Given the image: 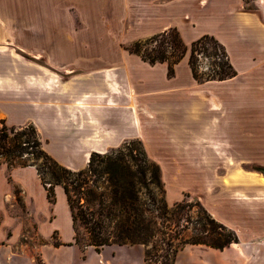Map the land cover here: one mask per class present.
I'll list each match as a JSON object with an SVG mask.
<instances>
[{
	"label": "crops",
	"instance_id": "crops-1",
	"mask_svg": "<svg viewBox=\"0 0 264 264\" xmlns=\"http://www.w3.org/2000/svg\"><path fill=\"white\" fill-rule=\"evenodd\" d=\"M58 3L65 9H74L90 29L106 15H127L149 24L191 32L194 36L192 42L205 35L213 36L225 47L236 76L198 84L192 78L190 69L183 76L174 74L168 77L166 64V67L164 64L147 65L129 53L119 58L102 53L103 56H99L101 60L113 64L115 68L89 73L91 77H97L95 81L88 80L89 74L72 75L54 92L49 86H41L40 71H34L33 66L31 73L23 71V63L19 61L21 70L18 65L9 66L7 47L3 43L7 42L8 32L54 30L55 25L46 23L40 26L20 21L23 8L39 6L36 0H0V113L8 120L15 119L21 125L26 121L20 120L19 116L28 108L50 110L54 123L60 126L56 145L60 152H48L65 167L78 171L87 164L92 153H107L127 140L139 137L133 129L142 118L145 122L153 118L148 108L142 105L145 79L141 78V74L159 72L167 86L173 85L167 94L198 90L195 95L185 96L184 103L176 108L179 117L175 112L162 116L165 124L161 123L160 135L153 134L163 136L156 140L158 153L153 151L150 140L140 137L149 157L160 167L167 200L177 203L182 199V192L189 189L193 175L198 171L191 160L208 156L227 160L243 157L241 153L234 155L233 152L247 148L248 126L256 124L259 115L264 116L263 0H256L253 9H245L243 0H59ZM13 14L16 21L12 17L4 19ZM203 23H207L209 29ZM2 48L4 54L1 53ZM135 75L138 79L132 77ZM25 79L28 82L23 86ZM202 142L207 143L209 155L192 152V144ZM232 173L231 170L227 174ZM234 173L245 172L239 169ZM13 185L20 189L22 203L28 213H37L31 215L34 233L43 239H49L56 233L60 245L53 246L54 251L76 249L72 245L75 233L63 189L55 187L56 201L52 204L34 167L9 169L5 164L0 165V247L11 246L24 231L23 224L9 215V207L13 206L15 199ZM175 186L178 187V197L172 199L171 190ZM35 189L45 197L46 216H42L37 205H33ZM59 197L64 203L69 229L66 239L60 237L61 231L57 227L60 221L57 216ZM207 203L211 216L234 231L238 242L223 250L205 245H187L177 253L174 264H264V218L260 211L255 213L252 210L251 201L240 194L238 198L224 200L223 203L221 199L213 204ZM32 205L34 209L31 210ZM46 224L47 230L44 229ZM107 248L113 249L107 264H113V259L122 260L123 264L128 261L144 264L142 254L128 259L120 256L123 251L138 249L136 246ZM102 255L101 251L98 256ZM43 263L49 264L44 259Z\"/></svg>",
	"mask_w": 264,
	"mask_h": 264
},
{
	"label": "rangeland",
	"instance_id": "rangeland-1",
	"mask_svg": "<svg viewBox=\"0 0 264 264\" xmlns=\"http://www.w3.org/2000/svg\"><path fill=\"white\" fill-rule=\"evenodd\" d=\"M36 1L39 3V6L34 8L32 6L23 8L20 21L34 22L38 23V25L40 24V26L50 23L55 25V29L8 32L9 36H7V42L3 43V46L7 47L9 66H17V61L22 62L24 69L20 68V63L18 69H22L26 73H31L33 66L35 68L34 71H40L41 86H49V89L54 92L58 91L60 85L72 75H88L91 72L101 69H111L110 67H113V64L103 62L101 57H99L103 56L102 53H106L105 55L109 56H118V58L119 56L127 55L128 52L125 50L126 46L137 40H144L155 34L161 33L168 27L167 25L149 24V22L143 19H134L127 15H106L99 23L95 24L93 28L90 29L87 28L84 23L85 20L81 19L83 18L81 15L76 14L74 9H65L60 6L61 4L59 5L58 3L59 0ZM255 1L256 0H243L244 8L253 9ZM32 12H35V14H32ZM9 17H12L11 19H13V21L17 20L14 14L8 17L5 16L4 19H8ZM202 25H206L209 29L207 23H203ZM193 27H195V25H193ZM178 31L183 42L190 45L194 39L193 33H185L183 30ZM1 50V53L4 54V48ZM164 66L166 67L165 64ZM187 72H189L187 59L174 67L175 75L183 76ZM90 75L91 74L88 75L89 81H95V79H97L96 76L91 77ZM48 76H50V79H48ZM132 77L138 79V75ZM141 78L145 79L142 89L143 94L141 95L142 105L148 108L153 118L147 122L142 118L143 121L141 120L140 124L138 123L136 128L133 129L139 137L129 139L126 142L139 140L147 158L153 161L149 157L148 151L140 137L150 140L153 144V151H155V154L156 152L158 153L157 150H159V147L156 144V140L161 139L163 136L158 137L153 134H159L161 123L165 124L162 116L167 112H175L176 108L184 103L187 96L197 94L198 90H184V92L167 94V90L172 89L173 85L167 86L162 79L161 73L157 72L152 75L150 73H142ZM27 80L28 79H25V84L22 83L23 86H26ZM150 92L151 94H149ZM177 113L179 112H175V115H177ZM51 114L50 110H44L43 107H36L34 109L28 108L27 111H23L19 116L20 120L26 121L25 123L20 125L18 124L19 121L15 119L8 120L2 113H0V122H5L6 125L15 127L33 125L39 134L43 150L57 163L65 167L63 163L59 162L50 153L53 152L56 154L60 152L56 147L60 126L54 123L55 120L51 118ZM177 117L179 116L177 115ZM249 118L251 117L249 116ZM130 129L132 131V127ZM189 147H191V145ZM207 148L206 142L194 143L192 144L191 150L193 153L195 152L194 154L200 152L202 155H209ZM48 150L50 152H48ZM240 153L243 156L241 159L232 158L231 160H227L208 156V158L201 157L191 160L198 171L193 175L194 178L189 185V189L182 192L181 201L188 195L189 202L199 201L204 209L211 215L207 202L213 204L215 201H220L221 199V203H223L224 200H232V198H238L240 194H242L251 201L254 206L252 210H254L255 213L256 211H260L264 218V184L261 182L262 174L254 171L256 168H264L263 115L258 116L256 124L248 126L247 148L241 152L239 149H237V152H233L234 155ZM62 161L67 162V160ZM86 166L87 164L84 165L82 169ZM239 169H242L245 173H234ZM231 170L233 173L227 174ZM177 190V186L172 188V199L178 197ZM12 191L15 199L12 204L13 206L9 207V215L18 219L19 223L23 224L24 231L11 246L0 247V264H44L43 259L49 264H107V260L113 254V249L107 247L114 248L117 246L103 247L99 252H96L93 247L87 246L89 242L88 234L81 226L77 227L78 244H75L74 241L72 243L76 249L63 248L59 249V251H54L53 246L60 245L58 235L55 233L49 239L38 237L33 231L31 222V215L37 214L36 211L33 213L31 211V215L28 213L26 207L22 203L21 191L17 186L13 185ZM41 194L40 190L38 191L35 189L33 193V205H37L40 214L46 216L48 211L46 212L47 209L45 208V197ZM164 199L168 207L173 206L174 203L169 202L166 195ZM58 204L57 216L60 221L57 227L61 231L60 237L66 239L69 229L66 224V211L61 197L58 199ZM33 205L30 208L31 210L34 209ZM196 214L197 210H194L192 213L193 219L196 217ZM199 214L201 215L200 212ZM152 215L154 216V214ZM153 216H151L153 222H159ZM188 217V214L184 216L183 221L187 220ZM47 225L48 224L44 227L45 230H47ZM157 228L161 232L167 231L166 228L160 225H157ZM192 234L193 230L190 228L183 232L182 238L188 239ZM45 236L47 235L45 234ZM166 237V235L156 232L155 238L152 240V246H156L158 249L154 250L149 246V251L151 255H156V258L153 257V260L157 259V262H152L151 260L148 264H162L165 262V250L161 248H164L163 240L166 239ZM17 247H20L21 250L19 251ZM136 247L138 249L134 248L130 251H123L120 254L121 258L126 257L128 259L136 255L140 257L142 254L144 262L146 247L140 245H136ZM22 249L27 252H24ZM101 251L103 255L99 257L98 254H100ZM113 260V264H123L122 260ZM125 264H134V262L128 261Z\"/></svg>",
	"mask_w": 264,
	"mask_h": 264
},
{
	"label": "trees",
	"instance_id": "trees-1",
	"mask_svg": "<svg viewBox=\"0 0 264 264\" xmlns=\"http://www.w3.org/2000/svg\"><path fill=\"white\" fill-rule=\"evenodd\" d=\"M125 50L149 65L166 64L168 77H173L174 67L185 58L198 84L236 76L225 47L213 36L205 35L187 45L176 29H169L137 40ZM2 164L9 169L34 167L52 204L54 189L60 186L71 212L74 243L78 244L77 227L81 226L88 234L87 246L96 252L107 246L140 245L146 247L145 264L157 262L149 246L158 249L152 240L160 232L167 236L161 248L165 250L162 264H174L177 253L187 245L223 250L238 242L234 231L217 222L199 201L189 202L188 195L167 206L160 167L147 158L139 140L125 142L105 154L92 153L84 169L73 171L43 150L33 125L15 127L0 122ZM254 171L264 175V168ZM151 216L159 222H153ZM157 225L167 231L161 232ZM190 228L193 234L183 239V232Z\"/></svg>",
	"mask_w": 264,
	"mask_h": 264
},
{
	"label": "bare ground",
	"instance_id": "bare-ground-1",
	"mask_svg": "<svg viewBox=\"0 0 264 264\" xmlns=\"http://www.w3.org/2000/svg\"><path fill=\"white\" fill-rule=\"evenodd\" d=\"M260 182V181H259ZM261 182H262V184H264V178L263 179H261Z\"/></svg>",
	"mask_w": 264,
	"mask_h": 264
}]
</instances>
